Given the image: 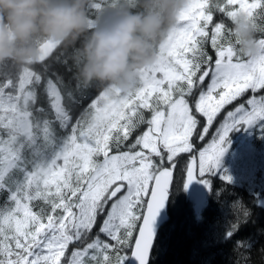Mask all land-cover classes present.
Wrapping results in <instances>:
<instances>
[{
  "label": "snow or ice",
  "instance_id": "obj_1",
  "mask_svg": "<svg viewBox=\"0 0 264 264\" xmlns=\"http://www.w3.org/2000/svg\"><path fill=\"white\" fill-rule=\"evenodd\" d=\"M122 6L140 7L89 0L90 27ZM240 13L264 35V0H188L131 94L83 82L74 45L0 64V264H147L174 171L211 191L229 133L264 121V38L239 54ZM236 210L229 238L248 215ZM236 243L237 264H253Z\"/></svg>",
  "mask_w": 264,
  "mask_h": 264
},
{
  "label": "clouds",
  "instance_id": "obj_2",
  "mask_svg": "<svg viewBox=\"0 0 264 264\" xmlns=\"http://www.w3.org/2000/svg\"><path fill=\"white\" fill-rule=\"evenodd\" d=\"M89 0H0V64L23 65L41 55L42 42L75 47L76 73L85 83L131 94L157 59V46L188 0H139V9L101 12L89 24ZM231 36L242 57L261 51L253 21L243 13Z\"/></svg>",
  "mask_w": 264,
  "mask_h": 264
},
{
  "label": "trees",
  "instance_id": "obj_3",
  "mask_svg": "<svg viewBox=\"0 0 264 264\" xmlns=\"http://www.w3.org/2000/svg\"><path fill=\"white\" fill-rule=\"evenodd\" d=\"M256 35L258 39L264 38L259 32ZM32 67L41 71L39 63ZM99 90L93 89V93ZM257 133L247 160L249 166L240 170L238 162L233 160L229 165L235 169L232 175L223 168L206 177L211 180L212 190L201 209L187 193L186 173L175 171L168 203L169 219L157 234L149 264H237V241L252 249L253 264H264L260 252L264 249V152H261L263 140ZM250 171L253 178L248 175ZM226 173L231 177L230 183L221 178ZM244 173H247L245 177ZM237 206L248 215L229 238L226 233L237 221Z\"/></svg>",
  "mask_w": 264,
  "mask_h": 264
},
{
  "label": "rangeland",
  "instance_id": "obj_4",
  "mask_svg": "<svg viewBox=\"0 0 264 264\" xmlns=\"http://www.w3.org/2000/svg\"><path fill=\"white\" fill-rule=\"evenodd\" d=\"M230 107V106H229ZM214 128L212 129V133ZM255 132H258L256 135L259 136L260 140H263V148L261 152H264V121H261L257 124H254L252 126H241L238 129H234L229 133V136L227 138V141L225 142L224 147L226 148V151L224 152L223 156L220 159L219 166L216 169L215 173L218 170H221L224 168L226 172H229L230 175H232V171L235 169L232 168L230 163L234 160L238 162V166L240 170H244L245 167L249 166V162H247L249 156L251 155L252 151V145L254 143L253 138L255 137ZM263 132V133H262ZM214 135V133H213ZM199 141H197L198 143ZM211 142V136L208 137L207 143ZM207 143H204L203 146L207 147ZM254 153V152H253ZM252 153V155H253ZM264 163V159H262ZM247 173H244V177ZM228 176V173H226ZM248 175L250 178L254 177L253 171L248 172ZM210 178V177H209ZM197 189L202 192V196H198L195 193H190V197L194 201L196 207L198 209H201L207 200V196L210 193V190L201 182H197ZM207 197V198H206Z\"/></svg>",
  "mask_w": 264,
  "mask_h": 264
},
{
  "label": "water",
  "instance_id": "obj_5",
  "mask_svg": "<svg viewBox=\"0 0 264 264\" xmlns=\"http://www.w3.org/2000/svg\"><path fill=\"white\" fill-rule=\"evenodd\" d=\"M173 177H174V175H173ZM190 188L192 191L196 190L195 180L190 184ZM170 189H171V186H170ZM168 202H169V198L167 196L165 204H164L163 208L160 209V211L156 217V220L154 222V226H153L154 227V240H153V244H152L151 249H150V255L148 257L147 264H149L152 249H153L154 243L156 241L157 234H158L160 228L163 226V224L169 219ZM126 264H138V260L132 256H129Z\"/></svg>",
  "mask_w": 264,
  "mask_h": 264
},
{
  "label": "bare ground",
  "instance_id": "obj_6",
  "mask_svg": "<svg viewBox=\"0 0 264 264\" xmlns=\"http://www.w3.org/2000/svg\"><path fill=\"white\" fill-rule=\"evenodd\" d=\"M174 174H175V171H174ZM170 192H171V189L169 190V192H168V198H169V196H170ZM155 244V243H154ZM153 250V249H152ZM152 254V253H151Z\"/></svg>",
  "mask_w": 264,
  "mask_h": 264
}]
</instances>
